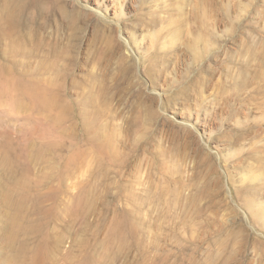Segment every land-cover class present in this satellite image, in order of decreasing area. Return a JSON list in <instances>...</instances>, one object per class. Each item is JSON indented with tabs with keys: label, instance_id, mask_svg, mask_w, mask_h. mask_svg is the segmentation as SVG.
<instances>
[{
	"label": "rangeland",
	"instance_id": "374dc122",
	"mask_svg": "<svg viewBox=\"0 0 264 264\" xmlns=\"http://www.w3.org/2000/svg\"><path fill=\"white\" fill-rule=\"evenodd\" d=\"M0 69V264H264V0H0Z\"/></svg>",
	"mask_w": 264,
	"mask_h": 264
},
{
	"label": "bare ground",
	"instance_id": "6f19581e",
	"mask_svg": "<svg viewBox=\"0 0 264 264\" xmlns=\"http://www.w3.org/2000/svg\"><path fill=\"white\" fill-rule=\"evenodd\" d=\"M1 70V69H0ZM2 71V70H1ZM1 79V78H0ZM13 83V81H9V82H4V83H1V81H0V93L1 94H3V95H5L6 93H9L8 92V90H9V88L10 87H7L6 85H8V86H11L10 84H12ZM18 87H20V86H18ZM27 89V88H26ZM29 89H27V91H28ZM4 91V92H3ZM30 91V90H29ZM3 92V93H2ZM6 92V93H5ZM33 98H37L38 97V95L36 94V93H34V92H32L31 91V94H30ZM10 98V97H9Z\"/></svg>",
	"mask_w": 264,
	"mask_h": 264
}]
</instances>
